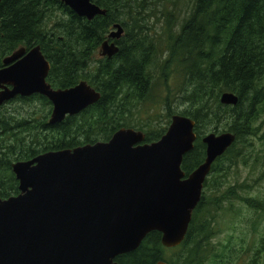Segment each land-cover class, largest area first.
Here are the masks:
<instances>
[{
  "label": "trees",
  "instance_id": "obj_1",
  "mask_svg": "<svg viewBox=\"0 0 264 264\" xmlns=\"http://www.w3.org/2000/svg\"><path fill=\"white\" fill-rule=\"evenodd\" d=\"M92 1L106 13L91 20L61 0L0 2V67L19 47L39 46L53 88L86 81L100 92L96 103L54 124L51 103L41 94L0 105V198L19 192L14 162L105 141L120 127L141 130L150 143L181 114L195 121L196 135L181 161L185 175L204 161L207 132L230 131L235 139L211 164L182 242L165 247L161 234L151 231L115 260L264 263V195L250 194L246 181L256 188L264 175V0ZM115 23L123 27L114 39L118 51L101 56L99 46ZM225 91L238 96L237 104L221 103ZM239 165L249 169L240 181L231 174Z\"/></svg>",
  "mask_w": 264,
  "mask_h": 264
},
{
  "label": "water",
  "instance_id": "obj_2",
  "mask_svg": "<svg viewBox=\"0 0 264 264\" xmlns=\"http://www.w3.org/2000/svg\"><path fill=\"white\" fill-rule=\"evenodd\" d=\"M61 2L88 20L106 13L91 0ZM122 33V25L114 24L100 54L114 55V39ZM49 69L39 46L7 55L0 67V105L41 94L51 102L54 124L100 98L86 81L53 88L46 81ZM238 99L230 91L220 95L227 105ZM194 126L190 117L175 114L165 133L150 143L141 130L120 127L106 141L14 162L19 192L0 198V264H119L115 257L136 249L151 231L161 234L163 246L179 245L211 164L235 139L230 131L206 133L205 159L185 175L181 161L193 148Z\"/></svg>",
  "mask_w": 264,
  "mask_h": 264
},
{
  "label": "rangeland",
  "instance_id": "obj_3",
  "mask_svg": "<svg viewBox=\"0 0 264 264\" xmlns=\"http://www.w3.org/2000/svg\"><path fill=\"white\" fill-rule=\"evenodd\" d=\"M158 101H159V99L155 100L152 103L146 104V106L144 107V110H149V109L157 106L159 104ZM235 169H237V171ZM235 169L231 170V174L233 176L237 175L239 181L248 175L249 169L246 167H243L242 165L235 167ZM246 181L249 185H251V188H252L250 191V194H252L253 196L257 195L259 197H262L264 195V175H262L261 180L258 181L256 188L254 186V183H251L250 179H248ZM223 237H225V235H223ZM218 240L224 241L225 239H218ZM262 264H264V263H262Z\"/></svg>",
  "mask_w": 264,
  "mask_h": 264
}]
</instances>
